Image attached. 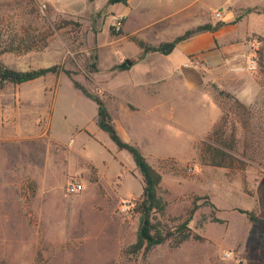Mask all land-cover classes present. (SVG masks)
<instances>
[{"label": "rangeland", "instance_id": "rangeland-1", "mask_svg": "<svg viewBox=\"0 0 264 264\" xmlns=\"http://www.w3.org/2000/svg\"><path fill=\"white\" fill-rule=\"evenodd\" d=\"M211 1L217 10L234 11L241 52L205 70L203 87L178 99L174 115L158 119L136 111L133 86L143 80L124 29L111 27L116 3L97 0L93 9L72 15L45 0H0V64L20 70L60 64L70 72L0 86V264H238L260 248L264 259V0ZM248 7L256 10L236 20ZM54 21L64 27L49 28ZM45 30H53L46 47L21 50L22 37ZM253 52L256 70H234ZM127 59L131 64L123 68ZM75 82L105 99L119 122L128 120L132 143L162 173L166 209L156 221L174 226L196 202L189 225L200 238L131 252L143 177L132 155L99 127L97 103ZM228 93L250 107V127L230 116L228 133L237 138L240 161L218 167L202 163L199 154L213 126L201 138L186 126L206 123L204 108H219L217 122L232 102ZM75 181L84 186L71 192ZM241 245L249 252L238 251ZM229 250L234 255L225 258Z\"/></svg>", "mask_w": 264, "mask_h": 264}, {"label": "crops", "instance_id": "crops-1", "mask_svg": "<svg viewBox=\"0 0 264 264\" xmlns=\"http://www.w3.org/2000/svg\"><path fill=\"white\" fill-rule=\"evenodd\" d=\"M45 1L58 11L72 15L84 14L93 9L97 2V0ZM216 8L218 6L212 5L211 0H127L126 4L122 2L115 4L114 9L119 12L118 14L126 16L123 27L127 43L125 47L129 53L131 52V56L137 58L143 53V48L135 39L149 44L173 40L191 28L208 22L215 24L211 14L218 10H222L220 18L225 23L216 31L201 32L179 42L170 54L149 52L143 59L136 60L134 67L143 80L141 83L133 84V90L137 91L134 103L136 111L146 110L158 119L171 117L175 114L178 99H183L187 92L198 91L203 87L206 82L203 76L205 70L221 66L231 56L241 52L238 25L231 23L235 17L234 11L226 10L222 6H219L218 10ZM191 60H194L195 64L186 65ZM165 76L177 81L159 83V79ZM202 104L204 105V102ZM169 105L171 111H165V106ZM124 107L129 108V105ZM204 109L207 113L204 116L206 123L201 127L193 124L186 126L193 138L204 137L220 115L218 107L209 112ZM109 110L122 138L132 142L133 136L128 120L119 122L112 110L110 108ZM128 110H124L123 113L132 116ZM241 247L238 251L249 252L248 246ZM262 251L260 248L254 252L256 256L250 254L243 258L242 264H264Z\"/></svg>", "mask_w": 264, "mask_h": 264}, {"label": "trees", "instance_id": "trees-1", "mask_svg": "<svg viewBox=\"0 0 264 264\" xmlns=\"http://www.w3.org/2000/svg\"><path fill=\"white\" fill-rule=\"evenodd\" d=\"M110 1L112 3H127V0ZM255 10V7L246 8L243 13L237 16L236 20H241L245 14L254 12ZM223 24L224 22H217L215 24L208 22L187 30L185 33L177 36L173 40L163 41L159 44H149L143 40L135 39L143 48V53L137 58V60L143 59L149 52L170 54L172 51H174L179 42L201 32L216 31ZM48 27L53 30L61 29L64 27V24L54 21L51 22ZM53 30H51V32ZM51 32L49 30L41 31L37 34L28 32L25 37H22V41L19 44V46H21V50L28 51L34 48L46 47L48 44L47 39ZM22 46H24V48H22ZM9 47L10 48H7L6 50L13 49H11V46ZM122 67L127 68L128 63L124 62ZM61 72L70 74L69 70H66L60 64L29 70H20L15 67H9L0 64V86L3 87L6 83L20 84L44 77L48 74L58 75ZM75 84L97 103L99 127L108 133L110 138L114 141L119 149H125L132 155L138 170L142 174L144 181L143 192L140 198L137 200V204L135 206L136 212L140 213L141 215V223L137 234V240L130 246L131 252L138 253L142 250L148 252L155 246L164 244L166 242L172 244L174 247H178L183 241L192 237L200 238L199 235L193 232L189 225L196 209L198 208L196 202H194L193 207L189 210L187 217L183 221L174 224V226L156 221V214H163L166 209V202L159 194V187L163 179L162 173L152 165V163L137 144L126 141L122 138L108 108L107 101L99 95L90 93L78 82H75ZM228 97L231 98L232 101L228 106V111L226 114L222 115L221 118L213 125L212 129L208 132L207 137L201 142L199 146V154L202 163L218 167H234L236 162L240 161L235 153L238 151L237 138L233 132L228 133V124L230 121V116H236L241 122L242 126L248 129L250 127L251 109L249 106L245 105L241 100L230 93H228ZM241 211L248 213L251 219H256L254 214L251 212L246 210ZM260 237L262 242H264V235L260 234ZM238 264H242V261H240Z\"/></svg>", "mask_w": 264, "mask_h": 264}, {"label": "built area", "instance_id": "built-area-1", "mask_svg": "<svg viewBox=\"0 0 264 264\" xmlns=\"http://www.w3.org/2000/svg\"><path fill=\"white\" fill-rule=\"evenodd\" d=\"M215 16L220 18L222 17V12L221 11H217L215 13ZM126 20V16L123 14H116L113 15V18L111 20V27L115 32H120L121 30H123L124 27V23ZM258 55L256 52H253V54L251 55L250 59L248 60L247 64L245 66H238L236 68H234V70H256L258 67ZM195 64L194 60L189 61L188 64ZM84 184L82 182L79 181H75V182H71L69 184V190L71 192H77L79 190H81L83 188ZM129 209V206L127 204L123 205L122 210L126 211ZM234 255V252L232 250L229 251H225L224 252V257L225 258H230Z\"/></svg>", "mask_w": 264, "mask_h": 264}, {"label": "water", "instance_id": "water-1", "mask_svg": "<svg viewBox=\"0 0 264 264\" xmlns=\"http://www.w3.org/2000/svg\"><path fill=\"white\" fill-rule=\"evenodd\" d=\"M128 64H131V62L127 59Z\"/></svg>", "mask_w": 264, "mask_h": 264}]
</instances>
